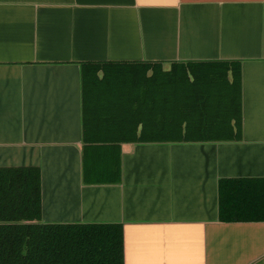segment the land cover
<instances>
[{
    "label": "crops",
    "instance_id": "0c3cea01",
    "mask_svg": "<svg viewBox=\"0 0 264 264\" xmlns=\"http://www.w3.org/2000/svg\"><path fill=\"white\" fill-rule=\"evenodd\" d=\"M215 61L241 63V141L85 146L83 64ZM21 167L44 223L121 225L125 264H264V222L219 217L221 180L264 178V0H0V168Z\"/></svg>",
    "mask_w": 264,
    "mask_h": 264
},
{
    "label": "trees",
    "instance_id": "16d2710c",
    "mask_svg": "<svg viewBox=\"0 0 264 264\" xmlns=\"http://www.w3.org/2000/svg\"><path fill=\"white\" fill-rule=\"evenodd\" d=\"M81 73L85 146L242 140L239 62L85 63ZM94 161L84 157L85 175ZM219 197L220 221L264 222V178L223 179ZM42 215L41 170L0 168V264H125L121 225Z\"/></svg>",
    "mask_w": 264,
    "mask_h": 264
}]
</instances>
